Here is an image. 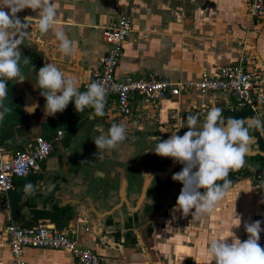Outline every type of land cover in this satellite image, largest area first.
I'll return each instance as SVG.
<instances>
[{
    "label": "crops",
    "instance_id": "1",
    "mask_svg": "<svg viewBox=\"0 0 264 264\" xmlns=\"http://www.w3.org/2000/svg\"><path fill=\"white\" fill-rule=\"evenodd\" d=\"M53 3L56 4L57 26L73 41V54L65 56L58 50V41L52 30L46 34L38 31V13L31 9L16 14L26 25L17 37L19 48H26L37 55L35 70L39 71L46 63H53L67 77L78 82L80 91L81 84L89 80L90 72L105 51L101 29L123 15L130 17L131 32L115 73L118 78L151 73L174 81H194L201 73L210 74L216 67L233 62L239 54H245L249 57V68L258 67L262 71L264 84V15L255 23L250 22L245 0H53ZM261 97L254 117L264 122V86ZM4 103L14 105L8 101ZM15 106L18 108L20 104L17 102ZM213 107L224 109L218 98L199 97L192 92L173 102H163L160 113L152 108L146 112L144 108L143 111L137 108L133 117L123 118L109 113L94 117L88 108L81 121L88 120L89 132L109 129L114 123L125 125V141L114 150L104 151L103 158L109 157L108 163L115 164V160L120 159H126L128 163L131 155L126 150V141L147 130L149 122L160 127L168 123L176 127L190 115L203 117V121ZM71 110L72 114L62 116L57 122L66 121L68 127L80 129L81 121L75 115L74 101L58 113L63 115ZM222 114L229 118L228 113ZM15 115L11 114L9 118ZM26 119L29 120V117ZM8 121L12 120L3 117L0 122V146L13 152L30 145L33 136L32 140L18 138L19 133L6 128ZM14 124L16 122H10L11 130ZM18 125L22 133H28L26 128L29 124L26 121L20 120L15 127ZM42 130L40 127L38 132ZM89 132L80 137L82 140L78 141L76 148L73 146L72 168L77 171L73 183L80 187V197H87L89 205L97 212L109 213L96 219L83 206L67 207L60 215L54 217L50 214V221L43 225L61 230L64 226L60 223L63 222L68 224V228L75 227L79 245L96 253L103 264H215L207 254L212 240L224 239L232 231L241 242L246 241L240 234L245 231L246 224L255 222L260 215L262 202L256 199L255 194L264 184V173L242 172L239 179L232 180L230 191L214 212L200 217L193 216L192 212L184 216L181 211H174L182 185L177 186L173 194L164 193L162 196L167 197L165 199L153 196L154 191H148L144 203L147 211L140 212V221L136 220L135 223L138 222L134 226L129 213L134 195L130 189V171L97 166L98 160L102 159L95 157L97 148L88 142ZM51 137L43 138L50 140ZM115 150L120 159L108 155ZM37 168L38 171L24 181L13 179L12 189L5 197H0V264H9L6 225L28 226L29 217L40 215L41 208L50 200V190L46 191L43 186L31 195L24 192L25 185L34 186L40 181L44 165L40 163ZM97 172L102 175L98 177ZM125 172H128L127 176ZM121 180H128V192H125L128 199H125L126 204L120 201L118 205L117 192ZM235 212L240 217L239 227H236ZM22 223L23 226H20ZM228 242L231 243V238ZM23 260L26 264H77L67 253L45 249L26 248Z\"/></svg>",
    "mask_w": 264,
    "mask_h": 264
},
{
    "label": "clouds",
    "instance_id": "2",
    "mask_svg": "<svg viewBox=\"0 0 264 264\" xmlns=\"http://www.w3.org/2000/svg\"><path fill=\"white\" fill-rule=\"evenodd\" d=\"M24 9L38 13V31L46 34L52 30L58 41V50L63 55L70 56L74 52L73 41L57 26L56 4L53 0H0V109H3L0 119L8 111L4 107L8 82L22 83L26 80L20 67V41L17 38L26 25L16 15ZM23 63L27 65L30 62L23 58ZM35 87L45 99V116L63 112L71 101H74L76 112L91 108L94 117L105 115L107 90L104 85L93 82L81 92L78 82L67 77L53 63H46L38 71ZM35 107L28 108V113L32 114ZM252 126L264 132V122L258 117L253 118L251 123L232 117L224 119L222 110L213 107L199 126L198 117L190 115L187 125L181 126L188 128L182 137L176 134L178 128L167 140L160 141L158 138L155 147L149 150L159 157L171 158L183 165L182 170L172 176L174 181L183 185L174 211H181L184 216L192 212L196 217L214 212L231 189L232 182L228 179L230 171L245 162ZM126 136L125 125L112 124L107 134L95 138V157L103 159L104 151L116 149ZM201 189L204 191L201 192ZM33 190L32 184L25 185L26 194L31 195ZM235 218L238 221L236 227H239L241 221L236 212ZM260 225L261 221L245 225L248 239L244 242L236 238L231 230L230 236L212 240L207 248L208 256L215 264H264V248L259 244ZM230 238L231 243L228 242Z\"/></svg>",
    "mask_w": 264,
    "mask_h": 264
},
{
    "label": "built area",
    "instance_id": "3",
    "mask_svg": "<svg viewBox=\"0 0 264 264\" xmlns=\"http://www.w3.org/2000/svg\"><path fill=\"white\" fill-rule=\"evenodd\" d=\"M245 1L248 19L255 23L264 15V0ZM130 32L131 20L128 15L110 21L101 29L105 51L90 72L89 80L81 84L82 92L93 82L104 85L107 90L105 113L123 118L133 117L137 108L145 109V112L152 108L160 113L163 102H173L192 92L199 97L218 98L227 113L245 109L256 113L262 98L263 74L258 67L249 68V57L245 54H239L233 62L216 67L210 74L201 73L194 81H174L151 73L116 77ZM62 136L61 131H56L50 140L36 137L30 145L13 152L0 146V197H5L12 189L13 179H24L34 174L37 164L50 154L51 143L59 141ZM255 195L262 202L260 215L255 221H261L259 244L264 248V184L256 190ZM75 234V227L57 230L43 224L19 227L10 223L5 227L9 264H26L23 260L26 248L61 251L77 264H103L96 253L79 245ZM240 236L248 239L246 231Z\"/></svg>",
    "mask_w": 264,
    "mask_h": 264
},
{
    "label": "water",
    "instance_id": "4",
    "mask_svg": "<svg viewBox=\"0 0 264 264\" xmlns=\"http://www.w3.org/2000/svg\"><path fill=\"white\" fill-rule=\"evenodd\" d=\"M21 52V61H20V67L23 76L25 77V81L22 83H14L13 81L8 82V87L11 89V101H16L20 104V106L17 108L15 105L7 104L5 108L8 109V111L5 113L3 117H6L8 121V124L6 125V128L9 129V131L13 133H19L17 135L18 138L23 139H30L33 136V139L36 137H41L40 132H38V129L41 127V129L44 130V126L50 125L52 123H56L59 118H61L64 115L72 114L73 111H67L65 114H59L56 113L53 116H45V103L43 96H41L40 91L35 87L36 80H37V73L38 71L35 70V66L38 62L37 55H35L33 52H30L26 48H19ZM23 58H27L29 60V64L25 65L23 63ZM35 107V111L32 114H29L27 109L30 107ZM17 110H19L18 113ZM36 113V114H35ZM16 114L15 116H11L9 118V115ZM35 115V118L33 117ZM29 117V120L26 118ZM188 118V117H187ZM187 118H183L182 122L178 124L175 128H173L172 131L167 129L165 126L159 129V135L156 138H143L137 142H130L128 144L129 146H133V150L130 153L131 158L128 159V163H126V159L122 160L117 155V151H110L108 155L111 157H114L115 164L108 163L109 157L103 158L102 160H98L97 166H105V167H113L115 169L124 168L125 171H130L132 184L130 185V189L133 191V199L132 202L129 205V213L130 218L134 221V226H136V223L140 221V212L147 211L144 207V203L146 202L147 198L145 199V191L148 189L149 192L154 191L155 194H152L155 197H161L164 195V193L173 194V191L177 186L182 185L180 182L177 184V181H174L172 179V176L174 173H178L182 170L183 165H181L178 162H174L171 158H164L159 157L157 158V155L154 156L153 151L149 150L147 148L152 147L153 149L158 142V138L160 141L167 140L169 136L172 134L173 131H176L178 128L179 131L176 132L177 135L183 136L187 131V127L181 128V126L187 125ZM203 117H198V126L201 125L204 121H202ZM222 118L227 119L228 116L225 114H222ZM255 118V117H254ZM26 119V120H25ZM253 118L246 117L243 120L249 121L251 123V120ZM20 120L26 121L28 123V133H22L20 126L17 124H20ZM1 122V119H0ZM10 122H16L12 126H9ZM88 120L85 121L80 129H78L75 133V135L72 136V138L66 143L63 144L59 141H53L51 143L52 147V153L50 158L45 162L44 164V171L41 174V179L33 186V192H36V190L40 189V187H44L46 191H49L51 193L50 200H48L45 205L41 208V214L30 216V221L28 222V226H36L38 224H45V222L50 221V214L60 215L62 211H65L67 207L75 208L77 206H83V208L88 209V213L91 214L93 218L98 219L99 217H106L109 213V211H103L97 212L91 205L88 203L87 197H80V187L73 183L75 181V174L77 173L76 170H74V167L72 168L73 161V150L74 147L78 145V141L82 140L80 137L86 135L89 132L90 126L87 125ZM99 124V122H98ZM1 127V124H0ZM109 129H102L100 131L93 130V132H89L91 136L88 138V142L90 141V145L95 146L94 140L101 134H107ZM8 131V130H7ZM256 131L257 134L254 132ZM250 136H251V142L248 146V151L244 157V164L240 166L239 168L233 169L230 171L228 179L232 182V180L239 179L242 172H247L248 174H254L256 171H259L260 174L264 173V135L262 131L257 129L255 126L250 127ZM16 137V136H15ZM16 137V138H17ZM32 140V139H30ZM150 154H149V153ZM152 154V155H151ZM145 156H149V158H153L150 165L148 166L147 171L143 170L140 167V158H145ZM152 156V157H151ZM105 157V155H104ZM129 157V156H128ZM133 159V162H131ZM123 161L122 163L120 161ZM103 161V162H102ZM122 164V165H121ZM114 165V166H113ZM158 165V166H156ZM120 166H122L120 168ZM76 168H80L78 166H75ZM97 176L100 177L102 174L97 172ZM126 176L128 172H125ZM127 179V178H126ZM57 180V181H55ZM131 182V181H129ZM168 183V184H167ZM218 183H222L218 182ZM128 184V180L124 182L121 180L120 182V188L117 192V201L118 205L120 201H123V203L126 204V200L128 199V196H126V193L128 192V187L126 186ZM13 186V184H12ZM183 186V185H182ZM39 187V188H38ZM55 188V190H53ZM79 188V190H78ZM138 190V192H137ZM32 192V193H33ZM126 192V193H125ZM64 194H70L73 197H66ZM125 196L127 198H125ZM153 197V198H155ZM108 198V197H107ZM106 198V199H107ZM167 197H163L162 199H165ZM109 201V198H108ZM117 205V207H118ZM20 208H23L22 206H19ZM37 212H39L37 210ZM86 216V215H85ZM87 217V216H86ZM88 218V217H87ZM26 220V218H25ZM54 219L52 218V221ZM138 220L136 223L135 221ZM87 221V220H86ZM62 224V226L67 227L68 224ZM23 226V223L22 225ZM104 232V230H103Z\"/></svg>",
    "mask_w": 264,
    "mask_h": 264
},
{
    "label": "rangeland",
    "instance_id": "5",
    "mask_svg": "<svg viewBox=\"0 0 264 264\" xmlns=\"http://www.w3.org/2000/svg\"><path fill=\"white\" fill-rule=\"evenodd\" d=\"M37 69H39V68H37ZM38 71V70H37ZM10 96H11V91H10V89H9V87L7 86V96H6V98H7V101L10 103V104H14L15 105V103L17 104V102L16 101H11V99H10ZM256 96V95H255ZM258 96V98H260V95H257ZM7 101H4V102H7ZM7 104L6 103H4V106H6ZM89 109H91V108H89ZM86 111H88V108H86L83 112H75V115L77 116V117H80V121L81 120H83L82 119V117L84 116V114H85V112ZM223 112H226V109L224 108L223 109V111H222V113ZM227 113V112H226ZM229 114V117H232V118H237V119H244V118H246V117H249V118H253L254 117V115H255V113L253 112V111H251V110H248V109H245V110H241V111H235V112H233V113H228ZM227 114V115H228ZM83 124V122L81 121L80 122V127H81V125ZM61 130L62 132H63V136H64V138H63V140H62V143L63 144H66L71 138H72V136L74 135V133L76 132V130L78 129V128H75V127H68V122H66V121H60L59 123L58 122H56V123H52V124H50L49 126L48 125H46V126H44V130H42V132L40 133V136L43 138V137H46V139H48V138H50L51 137V135L52 134H54L55 133V131H57V130ZM255 134H257L256 133V131L254 132ZM50 153H52V151L50 152ZM40 163H38L37 165H39ZM14 181H16V182H20V181H24V179H14Z\"/></svg>",
    "mask_w": 264,
    "mask_h": 264
},
{
    "label": "flooded vegetation",
    "instance_id": "6",
    "mask_svg": "<svg viewBox=\"0 0 264 264\" xmlns=\"http://www.w3.org/2000/svg\"><path fill=\"white\" fill-rule=\"evenodd\" d=\"M167 129H169L170 131H172L173 130V128H175L174 127V125L173 124H170V123H168V124H165L164 125ZM163 126V127H164ZM146 128H148L147 130L145 129L144 131H142V134H136V135H133L132 136V139H130V141H126V144H127V147L128 148H126V150H127V152H129V153H131L132 152V150H133V146H129L128 144H130V142H137V141H139V140H141V139H143V138H156V137H158V135H159V129L160 128H162V127H160V126H156V125H154L153 124V122L151 121V122H149V124H146ZM119 148V147H118ZM152 147H149V148H147L148 149V151H149V149H151ZM52 151V150H51ZM149 153V152H148ZM150 154V153H149ZM152 154H154V156H156L155 155V153H152ZM151 154V155H152ZM50 156H51V153L43 160V161H41L40 163H42L43 165H44V163L50 158ZM152 157V156H151ZM140 158V167L145 171H147V168H148V166H146V165H150V163L152 162V161H154V160H152L153 158H149V156H145V158H141V157H139ZM157 158H159L158 156H157ZM131 162H133V159H132V161ZM156 166H158V165H156ZM147 167V168H146ZM37 171H38V168H37ZM36 171V172H37ZM137 192H138V190H137ZM148 194V190H146L145 191V196Z\"/></svg>",
    "mask_w": 264,
    "mask_h": 264
}]
</instances>
